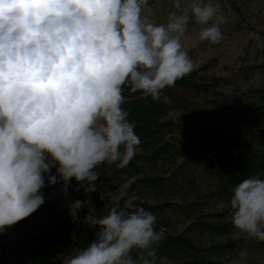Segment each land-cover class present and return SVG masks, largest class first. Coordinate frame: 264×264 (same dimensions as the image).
<instances>
[{
  "label": "clouds",
  "instance_id": "clouds-1",
  "mask_svg": "<svg viewBox=\"0 0 264 264\" xmlns=\"http://www.w3.org/2000/svg\"><path fill=\"white\" fill-rule=\"evenodd\" d=\"M148 0H0V232L45 203L41 191L74 178L96 190L100 166L126 167L140 138L123 87L171 104L162 90L198 67L182 44L190 19L199 41L219 43V4L172 0L166 23L142 17ZM55 167V174L51 169ZM229 215L264 242V172L232 189ZM118 191L92 225L94 239L67 264H171L159 258L156 216ZM123 201V204H121ZM85 201L69 205L73 222ZM139 250L134 259L130 253ZM241 261L247 249L238 253Z\"/></svg>",
  "mask_w": 264,
  "mask_h": 264
},
{
  "label": "rangeland",
  "instance_id": "rangeland-1",
  "mask_svg": "<svg viewBox=\"0 0 264 264\" xmlns=\"http://www.w3.org/2000/svg\"><path fill=\"white\" fill-rule=\"evenodd\" d=\"M205 3L219 4L225 23L221 25L223 38L219 43L213 44L208 41H199L198 32L200 26L190 19L182 44L194 63L198 65L193 72L197 73V78L202 82H210L213 79L222 78L225 84L221 87V92L225 94V100H219V112L213 110V95H192L182 93L178 90H170L174 95L184 98L187 102L186 109L183 110L187 117L186 125L194 133H200L207 127L211 133L229 131L232 124V117L255 115L257 106L255 105L256 94L264 87L262 76L259 75L256 67L264 63V0H203ZM191 0H184V4H190ZM172 9V0H148V4L143 8L142 17L154 24L166 23L167 15ZM180 113L182 112L179 111ZM179 113H177L178 115ZM176 115V116H177ZM183 119H181L182 121ZM209 126V127H208ZM256 128H263V124H257ZM196 135L185 134L167 135L164 142L175 144L178 147L196 141ZM140 144L137 146L136 154L129 164L124 168H118L115 164L100 166L98 169L101 175L93 182L96 190L85 192V205L78 212L77 222L81 225L94 228L99 215H105L115 204V195L118 191L128 188L135 180L144 176L150 178L164 177L171 178L172 183L163 187L159 194L135 196L131 202L147 201L176 202L188 204L194 202L196 211L194 214L169 213L163 217L167 224L164 233L169 235L183 234L193 222L197 223H230L229 201L217 194L214 185L207 177L204 169H184L178 168L181 160L175 159L174 155L165 156L155 163H144L135 160L143 155ZM138 166L141 173L132 176V167ZM129 166H131L129 168ZM121 171V173H118ZM53 167L51 173L55 174ZM109 179L112 183L119 184L115 191H109L104 185V180ZM58 181L59 177H58ZM104 185V187H101ZM48 186L41 191L44 192ZM73 202L80 200L78 192L73 191L70 195ZM81 201V200H80ZM69 211L51 222L30 223L23 226L24 221L18 222L10 228L0 232V242L8 246H21L30 238L42 236L51 229L61 224L69 218ZM194 245L208 248L218 244L232 243L233 248L227 249L224 253L212 258L216 264H264V242L255 238H246L233 226L227 235L210 234L202 232L198 227H193L187 233ZM247 249L248 256L241 261L238 253ZM74 252L64 251L65 261ZM194 257L191 254L181 252L171 260V264H182L190 262Z\"/></svg>",
  "mask_w": 264,
  "mask_h": 264
},
{
  "label": "trees",
  "instance_id": "trees-1",
  "mask_svg": "<svg viewBox=\"0 0 264 264\" xmlns=\"http://www.w3.org/2000/svg\"><path fill=\"white\" fill-rule=\"evenodd\" d=\"M256 69L264 81V63L258 65ZM223 83L225 84V80L222 78L213 79L210 82L199 81L197 73L192 72L177 80L175 85L169 88L192 95H213V110L219 112V100L226 98L221 92ZM122 87L126 98L122 108L129 111L128 119L135 124L134 132L140 138V146L144 152L143 155L135 158L136 161L141 160L152 164L165 156L174 155L176 160H181L177 169L183 167L188 170L204 169L214 185L217 193L215 195H220L227 200L231 199L232 189L238 183L256 173L264 172V129L256 128L257 124L264 125V87L256 94L255 115L249 116L244 112L242 116L232 117L229 131L211 133L206 127L199 134H195L185 123L187 117L183 110L186 109L187 102L184 98L164 89L162 95H167L171 99V104H166L163 101H154L151 97L142 98L140 92H131L127 85ZM185 134L196 135V141L181 147L164 142L167 135L180 137ZM140 173L138 166L132 167V176ZM104 183L105 187L112 192L120 186L109 179H105ZM169 183H172L169 177L144 176L135 180L123 192L126 193L125 199L130 200L135 196L159 194ZM62 184L63 181H58L46 188L43 192L45 203L27 217L23 226L30 223L51 222L67 213L69 205L73 203L70 198L73 191L78 192L81 201L85 199L84 189L79 187L74 178L66 193L61 191ZM131 203L152 212L157 218L155 228L158 231L163 229L162 239L157 248V255L161 259L167 258L171 261L177 254L184 252L193 255L194 259L182 264H216L212 258L234 247L232 243H226L202 248L194 245L191 238L187 236L193 227H198L202 232L210 234L227 235L233 228L230 223L193 222L183 234L164 233L167 224L163 217L169 213L194 214L196 211L194 202L179 204L166 201L157 203L135 201ZM95 231V227L81 225L77 220L73 222L72 217L69 216L48 233L32 237L21 246H8L0 242V264H67L70 257L65 261V258L61 256L63 252L72 250L75 254L87 247L94 239ZM130 255L137 259L139 250L134 249Z\"/></svg>",
  "mask_w": 264,
  "mask_h": 264
}]
</instances>
